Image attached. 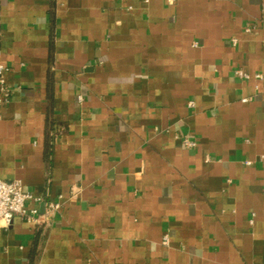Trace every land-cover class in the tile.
I'll use <instances>...</instances> for the list:
<instances>
[{
    "label": "crops",
    "instance_id": "crops-1",
    "mask_svg": "<svg viewBox=\"0 0 264 264\" xmlns=\"http://www.w3.org/2000/svg\"><path fill=\"white\" fill-rule=\"evenodd\" d=\"M0 66V180L58 205L0 264H264V0H0Z\"/></svg>",
    "mask_w": 264,
    "mask_h": 264
},
{
    "label": "built area",
    "instance_id": "built-area-1",
    "mask_svg": "<svg viewBox=\"0 0 264 264\" xmlns=\"http://www.w3.org/2000/svg\"><path fill=\"white\" fill-rule=\"evenodd\" d=\"M235 44V40H233ZM6 70L0 66V104L6 102L10 96V89L6 85L3 74ZM235 74L242 78H248L241 71H235ZM255 78H260L256 75ZM243 99L242 102H245ZM191 106V103H189ZM184 144L188 147H193L194 142L185 139ZM34 200L32 195L24 192L21 182L18 180L2 181L0 180V229H8L12 223L14 216L23 218L28 223H36L40 217L49 219L58 210V205L54 203H45L44 212L40 217H35L36 210H29L26 207L28 201ZM37 200V199H36ZM40 201V199H38ZM165 239L163 243H165Z\"/></svg>",
    "mask_w": 264,
    "mask_h": 264
}]
</instances>
